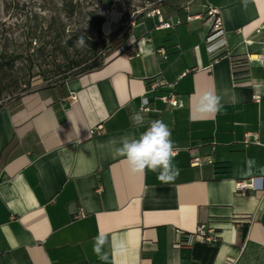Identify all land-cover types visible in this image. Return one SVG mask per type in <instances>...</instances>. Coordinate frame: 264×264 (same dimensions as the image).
<instances>
[{
	"label": "crops",
	"instance_id": "0c3cea01",
	"mask_svg": "<svg viewBox=\"0 0 264 264\" xmlns=\"http://www.w3.org/2000/svg\"><path fill=\"white\" fill-rule=\"evenodd\" d=\"M210 7L226 42L212 52ZM161 10L170 28L158 16L126 29L108 21L106 34L123 42L101 68L0 108V264H264V0ZM156 78L164 84L151 89ZM224 90L218 113L198 110L206 92ZM173 91L178 107L160 98ZM143 97L150 112L140 111ZM152 120L171 129V178L133 173L108 143ZM252 178L258 188L239 194L237 181ZM202 225L218 239L183 248L178 229ZM98 236L107 238L105 259L93 251Z\"/></svg>",
	"mask_w": 264,
	"mask_h": 264
},
{
	"label": "rangeland",
	"instance_id": "374dc122",
	"mask_svg": "<svg viewBox=\"0 0 264 264\" xmlns=\"http://www.w3.org/2000/svg\"><path fill=\"white\" fill-rule=\"evenodd\" d=\"M81 5L73 17L66 15L63 0H0V48L18 51L23 55L14 72L6 78L5 84L19 82L18 88L10 87L4 93L5 98L21 95L32 87L47 81L54 73V65L61 61V51L54 50L66 46L75 35L89 39H98L96 20L106 18L122 26L127 20L139 19L154 7L182 6L195 0H80ZM144 15V16H145ZM106 22L102 26L107 44L114 43L115 33L106 34ZM123 27V26H122ZM37 35H45L49 40L44 57L37 52L39 42ZM53 47H55L53 49ZM91 48L81 44L72 53L90 55ZM101 57L104 52L99 53ZM45 70L40 78L34 75Z\"/></svg>",
	"mask_w": 264,
	"mask_h": 264
},
{
	"label": "clouds",
	"instance_id": "9594fccd",
	"mask_svg": "<svg viewBox=\"0 0 264 264\" xmlns=\"http://www.w3.org/2000/svg\"><path fill=\"white\" fill-rule=\"evenodd\" d=\"M247 0H245L246 4ZM85 42L81 36L76 42L80 46ZM227 90L222 94H217L212 91L206 92L199 102L198 110L206 114H216L223 107L224 96H227ZM231 103L235 102V95L229 97ZM132 120L137 127L144 124L145 118L143 115L136 113L132 116ZM113 145V156L124 157L130 170L133 173H144L145 170L157 172L159 170V178L167 179L178 174V170L173 164L174 156L176 155L174 142L171 138V129L162 120H152L149 126L138 136L125 134L117 141L115 138L108 141ZM119 144V147L115 145ZM251 166L254 161H246ZM107 242L106 237L98 236L94 238L93 251L100 259H105L103 253V245ZM117 246V241L113 240V247ZM119 248L124 249V242L119 241Z\"/></svg>",
	"mask_w": 264,
	"mask_h": 264
},
{
	"label": "trees",
	"instance_id": "16d2710c",
	"mask_svg": "<svg viewBox=\"0 0 264 264\" xmlns=\"http://www.w3.org/2000/svg\"><path fill=\"white\" fill-rule=\"evenodd\" d=\"M132 1L133 0H128L129 3ZM63 5L66 15L68 17H73L79 9L81 1L63 0ZM144 15L145 14H141L139 18L143 17ZM105 22V17H101L96 20L95 24L99 32L98 39L94 40L83 36L85 39V45H88L91 48L90 55L84 56L72 53V50L78 49L76 42L82 35H75L74 37L69 39L68 44H66V46H60L57 47V49H54L55 47H53L54 50L61 51L62 57V60L57 61L54 65L55 73L50 78H48L45 83L36 87H32L24 94L41 87H53L63 85L72 78L101 68L105 64L106 60L119 49L123 42L122 40H120L117 43L114 42L109 45L107 44L102 31V26ZM36 38L39 42L37 52L40 53L41 57H44L45 51L48 48L49 40L45 35H37ZM101 51L104 52L103 57L99 55ZM22 59L23 55L18 51H9L7 49L0 48V101H2V103H0V108L5 105H10L13 108H17L20 106V100L24 94L18 96L13 95L10 98H5L4 93L9 90V88L12 86H14V89L18 88L19 82H16L15 85H13L14 83H9L8 85H6L5 81L7 80L6 77L12 72H14L16 64L18 62H21ZM42 73H45V70L38 71L34 76L40 78Z\"/></svg>",
	"mask_w": 264,
	"mask_h": 264
},
{
	"label": "built area",
	"instance_id": "2783aa9c",
	"mask_svg": "<svg viewBox=\"0 0 264 264\" xmlns=\"http://www.w3.org/2000/svg\"><path fill=\"white\" fill-rule=\"evenodd\" d=\"M147 16H158L160 18L159 27L163 28H170L172 25L163 16V12L160 7H154L152 10L148 11L146 13ZM208 15L213 19L212 28L206 38L208 49L209 51H215L217 49H222L225 47V39L224 34L225 31L223 29L222 25V18L219 14V10L214 7H210L208 9ZM137 18H132L131 20H127L125 23H122V26L125 27V29L129 26H133L137 22ZM137 47L135 45L131 46L129 49H127L125 52H127L129 55L136 54ZM158 53L163 55L165 59H168V55L165 51V49L160 48L158 49ZM261 58L264 59V55H261ZM164 84V81L161 78L153 79L150 83L151 89H156ZM174 86V85H172ZM160 98L167 104L172 107H178L181 105L180 100L178 99L175 92H171L167 95H162ZM2 103V101H0ZM141 112H150V101L147 97H143V102L140 108ZM193 165H198L200 163V159L197 157L193 158ZM258 188L256 185V179H244V180H238L236 183V190L239 194H245L251 189ZM260 188H264V179H262ZM178 233L180 235V245L183 248H189L197 241L202 242H212L218 239V233L215 228L209 227L207 225H202L199 227L195 232H185L181 229H178ZM228 264H236L235 262L230 261Z\"/></svg>",
	"mask_w": 264,
	"mask_h": 264
},
{
	"label": "bare ground",
	"instance_id": "6f19581e",
	"mask_svg": "<svg viewBox=\"0 0 264 264\" xmlns=\"http://www.w3.org/2000/svg\"><path fill=\"white\" fill-rule=\"evenodd\" d=\"M108 25H109V22H106V28L108 27Z\"/></svg>",
	"mask_w": 264,
	"mask_h": 264
}]
</instances>
